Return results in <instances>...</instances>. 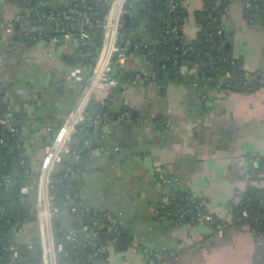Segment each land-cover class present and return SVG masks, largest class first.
<instances>
[{
    "label": "crops",
    "instance_id": "crops-1",
    "mask_svg": "<svg viewBox=\"0 0 264 264\" xmlns=\"http://www.w3.org/2000/svg\"><path fill=\"white\" fill-rule=\"evenodd\" d=\"M76 1L82 0H0V116L11 113L17 120L26 174L37 176L47 143L77 105L93 68L95 54L87 57L73 38H30L42 30L49 33L51 14ZM245 1L179 0L181 41L192 46L202 30L199 19L212 28L216 20V37L237 62L232 69L242 72L231 70L230 80L223 74L200 96L193 82L197 72L205 75L204 61L184 59L175 68L157 59L158 53L147 59L145 47L157 49L173 25L167 0H130V22L124 20L123 27L128 26L136 43L115 70L131 76L146 70L149 62L155 69L146 70L153 81L121 85L111 95L112 123L102 126L109 136L98 138L101 149L86 151L88 169L76 182L87 202L109 208L121 219L119 244L109 259L95 264H148V254L164 248L179 255L168 264H259L255 230L237 222L233 211L250 192L264 193V83L240 86L246 74L264 78V15L247 12ZM84 2L97 12L107 11L105 3ZM126 112L129 119H123ZM85 129L78 126L77 140ZM171 193L194 197L206 211L219 212L231 223L226 234L216 233L220 219L177 220L163 214L162 203ZM29 199L33 208L22 232L9 223L15 241L23 244L39 241L35 194ZM77 221L60 213L57 229Z\"/></svg>",
    "mask_w": 264,
    "mask_h": 264
},
{
    "label": "built area",
    "instance_id": "built-area-1",
    "mask_svg": "<svg viewBox=\"0 0 264 264\" xmlns=\"http://www.w3.org/2000/svg\"><path fill=\"white\" fill-rule=\"evenodd\" d=\"M99 3L107 4V11L102 18H96L98 12L82 1L69 3L57 13L51 14L49 20L51 26L49 33L43 30L37 36H30L32 39H43L50 42L73 38L87 57L92 56V46L97 32L102 36V43L99 51L93 59L95 73L92 75L90 84L81 96L75 108L66 116L62 127L45 147V158L40 166L37 176L26 174L27 180L9 173H0V185L5 187L18 186V193L23 198H28L34 193L36 196L35 220L39 225V246L41 253V264H95L97 261L109 259L110 252L114 246L119 244L123 236V228L119 214L109 208H99L87 202L77 189L72 187V181L77 180L88 169L85 162V153L93 148L101 149L97 144L98 138L93 135L84 136L77 140V128L80 124L89 127L94 134L99 126H106L112 123L111 95L119 86L137 87L153 81L146 70L134 75L124 76L123 71L113 75L114 67L122 65L126 60L129 48L136 42L123 32V16L129 11L127 7L130 0H97ZM168 10L171 14L173 25L168 30L171 39H176L179 32L180 19L179 0H167ZM245 9L251 12L257 11L261 4L260 0H246ZM36 15L41 18V11ZM95 27V31L92 27ZM148 48L150 56L158 53L155 48ZM180 50L186 55L187 49ZM219 48H222L221 46ZM103 54V56H102ZM102 56V57H101ZM170 59V57H167ZM175 68H180L177 58H172ZM232 67L237 62L229 60ZM193 82L200 96H206L210 90L209 83H201L200 72ZM232 71L225 72V77L230 80ZM264 78L256 72L246 74L240 80V86L244 89H251L252 86L263 84ZM232 88L231 83H227ZM126 112L123 119H129ZM0 144L7 146L6 135L18 136L20 130L17 120L11 113L0 116ZM102 131V129H101ZM102 140L109 136L103 132ZM25 159L21 160L24 167ZM4 161L0 157V166ZM247 179L252 174H247ZM63 199L58 203L56 192L63 186ZM169 182V180H166ZM264 206V203H262ZM3 207L0 205V211ZM163 214L174 217L177 220H184L187 216L194 219L218 220L216 233L222 237L226 234L231 223L224 220L219 212L210 213L204 209L201 203L194 197H185L171 193L162 203ZM60 213L74 216L77 223L67 225L62 231H58L56 220ZM248 211H243L236 217L237 222H247ZM264 224V221H260ZM15 232H22V226H15ZM15 241L6 249L10 252V260L7 264H15L22 258L23 251H30L34 243L24 244ZM256 258L259 264H264L261 250L264 247V232L256 234ZM71 256L74 260L65 262V256ZM177 252L164 248L162 252L151 251L148 254V264H168L172 259H178Z\"/></svg>",
    "mask_w": 264,
    "mask_h": 264
},
{
    "label": "trees",
    "instance_id": "trees-1",
    "mask_svg": "<svg viewBox=\"0 0 264 264\" xmlns=\"http://www.w3.org/2000/svg\"><path fill=\"white\" fill-rule=\"evenodd\" d=\"M262 3V4H261ZM89 6H93L87 3ZM260 8L253 12L252 14H263L264 15V4L260 0ZM94 8V6H93ZM97 10V9H95ZM104 13L99 11L96 15V18H102ZM180 18L182 17V11L179 9ZM201 17V16H200ZM202 19V18H201ZM202 30L198 34V39L191 47L187 49L186 55H183L180 50H183L187 47L183 42L177 43L176 39H171L169 35L166 40L157 46L158 50V59H160L165 64L172 63V58H177L179 62L184 59L189 60H202L206 64L202 70H204L205 75L202 74L200 81L201 83H209V85H216L220 77L225 74L228 70H233L237 72L236 68L232 69L230 63L229 51L226 49L225 45L222 44L219 37H216V34L212 28L211 24H208L205 20H200ZM180 23V19L177 21ZM124 32L129 36L128 26H124ZM92 30L95 31V27H92ZM94 45L92 46V54H97L101 46V35L100 32L95 34ZM97 42L99 46L97 47ZM221 45L222 48H219ZM175 47H178L180 50H176ZM217 51H215V50ZM170 57V59H167ZM115 68V67H114ZM116 69V68H115ZM114 69V73L118 72ZM238 73H242L240 70ZM124 76L128 74L123 73ZM86 136L93 135L96 138H101V135L104 134L101 130H97L94 134L93 130L89 127H86ZM55 137V135H54ZM53 137V138H54ZM6 140L9 143L7 146L0 144V157L4 161V165L0 166V173H9L11 175H16L27 180L26 169L22 167L21 160L25 158L24 149L22 146V140L18 136L6 135ZM28 175L35 176L33 173H28ZM67 182L63 183V186L56 192V200L59 203L63 199V187ZM72 187L77 189L75 180L72 181ZM18 194L19 197L16 198L15 195ZM264 193L260 190L250 192L246 197H244L239 204L234 205V214L236 217L240 216L243 211H248L249 217L246 220V223H249L251 227L255 230V234L264 232V224H261L260 221H264ZM0 205L3 207V210L0 211V214L3 215V220L0 221V264H7V261L10 260V252L6 249L8 245L15 242L14 231L12 226H22L27 217L29 216L33 204L28 198H23L18 193V186L13 187H4L0 185ZM170 217V216H169ZM171 219V217H170ZM173 219V218H172ZM186 221V220H185ZM243 222V221H242ZM9 223L12 226H9ZM24 252L27 253L26 258H24ZM262 256L264 258V247L261 250ZM32 260L31 254L29 251L22 252V258L17 260L15 264H30ZM65 262L71 263L74 258L71 256H65L63 258Z\"/></svg>",
    "mask_w": 264,
    "mask_h": 264
},
{
    "label": "water",
    "instance_id": "water-1",
    "mask_svg": "<svg viewBox=\"0 0 264 264\" xmlns=\"http://www.w3.org/2000/svg\"><path fill=\"white\" fill-rule=\"evenodd\" d=\"M130 4L128 3L127 7L129 8ZM130 13H125L124 16H123V19L125 20V22H130ZM184 23V21H182ZM213 28H217L218 26V22L216 20H213ZM183 35V30H180L179 31V34H178V38L176 39V42L177 43H180L182 42L181 41V38L180 36ZM103 56V54H102ZM101 56V57H102ZM158 59V57H156ZM147 59L148 60H151V56H147ZM168 66H171L170 63L167 64ZM146 70L149 71V72H152L154 71L155 67H154V64L149 62L146 64ZM95 73V69H91L90 73L87 75L86 78H84L83 80V85H82V89H81V95H80V98L81 96L83 95V93L85 92V90L87 89V87L89 86L90 84V80H91V77L92 75ZM161 77V76H160ZM102 129V126H99V130ZM38 174V173H37ZM4 186V185H3ZM5 187V186H4ZM16 198L19 197L18 194L15 195ZM24 197V196H23ZM22 246H24V244H22ZM25 247V246H24ZM30 254H31V258L32 260L34 261V263L32 264H41V253H40V246H39V243L36 242L34 247L32 249H30Z\"/></svg>",
    "mask_w": 264,
    "mask_h": 264
},
{
    "label": "rangeland",
    "instance_id": "rangeland-1",
    "mask_svg": "<svg viewBox=\"0 0 264 264\" xmlns=\"http://www.w3.org/2000/svg\"><path fill=\"white\" fill-rule=\"evenodd\" d=\"M77 130H78V128H77Z\"/></svg>",
    "mask_w": 264,
    "mask_h": 264
}]
</instances>
